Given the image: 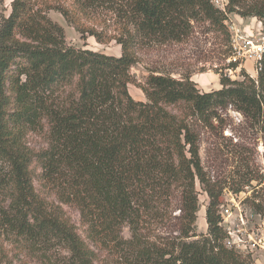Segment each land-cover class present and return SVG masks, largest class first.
<instances>
[{
  "label": "trees",
  "instance_id": "1",
  "mask_svg": "<svg viewBox=\"0 0 264 264\" xmlns=\"http://www.w3.org/2000/svg\"><path fill=\"white\" fill-rule=\"evenodd\" d=\"M51 10L81 39L114 40L119 55L68 45ZM101 11L113 14L115 33L85 22ZM227 12L264 22V3L228 0ZM225 18L210 0H11L0 14V194L10 200L0 228L61 247L58 264H95L92 244L105 246L115 264H254L224 246L219 224L223 191L244 184L211 180L199 150L200 130L229 107L264 131V60L257 82L241 71L242 79L222 76L220 88L202 92L189 74L152 70L138 84L145 101L128 91L141 48L181 42L192 23L228 43ZM43 122L48 145L32 150L26 134ZM36 180L57 186L59 202L77 209L84 236L38 195ZM259 180L264 191V175ZM196 183L207 196L206 233L195 231ZM246 202L264 219V198ZM174 228V235L156 232Z\"/></svg>",
  "mask_w": 264,
  "mask_h": 264
},
{
  "label": "rangeland",
  "instance_id": "2",
  "mask_svg": "<svg viewBox=\"0 0 264 264\" xmlns=\"http://www.w3.org/2000/svg\"><path fill=\"white\" fill-rule=\"evenodd\" d=\"M243 4H260L264 0H240ZM11 0L0 2V14L7 15L10 11ZM94 12V11H93ZM234 20L235 14L231 13ZM50 18L59 23L65 32V40L68 45L84 47L108 55H119L120 46L111 40L106 43H99L93 36H86L81 39L73 27L67 25L63 17L56 11H49ZM99 15V16H98ZM236 16V17H235ZM252 16H244L246 22ZM94 18H97L94 20ZM98 18L101 20L99 24ZM240 22L239 19H237ZM243 23L245 25V22ZM252 21V19H251ZM86 23L95 25L104 34L110 35L116 32L114 16L111 12L94 14ZM101 24V26H100ZM243 25V26H244ZM189 36L178 43L148 44L138 52V62L130 69L132 82L128 84V91L136 101H145V97L138 84H142L150 71L163 73L174 78L189 74L196 83V87L202 91H211L221 87L220 78L225 75V57L229 50V41L209 30L207 24H194ZM231 80L242 79L239 72L228 76ZM48 130L45 123H41L36 129L29 130L25 137L26 145L32 150H41L47 147ZM199 155L203 171L211 180H219L227 185L242 183L243 190L241 197L244 199L242 207L246 214H250V205L245 198L260 200L264 198L263 182H259V176L264 175V131L257 122L244 118L239 112L228 108L220 113V120L213 121L210 128L200 130ZM251 178L246 184L247 179ZM35 187L40 197L45 199L48 206L54 205L62 208L63 213L68 216L81 235H85L81 227L79 213L74 206L59 202V188L48 182L35 181ZM199 210L195 223L196 233H206L207 225L204 220L207 196L200 185L196 183ZM228 189L220 197L221 203H228L230 199ZM238 192L236 195H238ZM7 195L0 194V212H5L9 204ZM176 209L172 215L177 216ZM158 228V226H157ZM171 229L164 231L157 229L160 235H174L176 232ZM121 234L129 238L130 233L127 226L122 228ZM92 248L98 255L95 264H115V258L107 252L105 246L92 244ZM66 252L61 247L53 244H42L41 242H26V239L19 237L15 230L10 227L0 228V264H58L63 260Z\"/></svg>",
  "mask_w": 264,
  "mask_h": 264
},
{
  "label": "built area",
  "instance_id": "3",
  "mask_svg": "<svg viewBox=\"0 0 264 264\" xmlns=\"http://www.w3.org/2000/svg\"><path fill=\"white\" fill-rule=\"evenodd\" d=\"M210 2L226 16L224 24L229 34V54L225 57V75L231 76L237 72L240 75L244 71L257 82L264 60V22L255 16L246 22L242 16L235 14L240 20L238 22L227 12L228 0ZM243 20L245 25L242 24ZM241 193L236 195L229 191L228 203L219 205V224L224 231L223 244L249 256L254 264H264V219L252 210L250 214L245 213Z\"/></svg>",
  "mask_w": 264,
  "mask_h": 264
},
{
  "label": "bare ground",
  "instance_id": "4",
  "mask_svg": "<svg viewBox=\"0 0 264 264\" xmlns=\"http://www.w3.org/2000/svg\"><path fill=\"white\" fill-rule=\"evenodd\" d=\"M205 213V212H204ZM204 220H205V217H204ZM206 223V222H205Z\"/></svg>",
  "mask_w": 264,
  "mask_h": 264
}]
</instances>
